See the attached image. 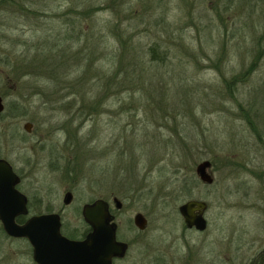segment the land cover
Masks as SVG:
<instances>
[{"label": "rangeland", "instance_id": "374dc122", "mask_svg": "<svg viewBox=\"0 0 264 264\" xmlns=\"http://www.w3.org/2000/svg\"><path fill=\"white\" fill-rule=\"evenodd\" d=\"M26 1L29 13L17 0L0 15V35L19 42L12 60L37 56L44 74L19 83L0 62V158L19 175L30 213L53 199L64 233L78 236L84 203L117 198V235L130 244L117 264H155L161 254L189 264L186 242L195 264H248L264 248V146L238 106L254 105L249 117L264 136V57L235 98L223 78L264 48V0ZM52 42L64 58L43 62ZM153 45L162 61L151 59ZM34 84L47 89L33 94ZM204 160L211 185L195 174ZM188 200L207 204L204 233L184 231L178 207ZM13 243L0 264H31L25 241Z\"/></svg>", "mask_w": 264, "mask_h": 264}, {"label": "water", "instance_id": "95a60500", "mask_svg": "<svg viewBox=\"0 0 264 264\" xmlns=\"http://www.w3.org/2000/svg\"><path fill=\"white\" fill-rule=\"evenodd\" d=\"M4 111L0 96V114ZM30 123L24 125L29 133ZM211 162L201 161L196 165L195 174L205 185L213 183L209 172ZM19 177L9 163L0 159V223L4 232L14 238H25L33 248V260L37 264H111V258L124 254L125 247L115 239V228L110 223L113 217L105 201L97 200L82 208V217L92 232L84 241H70L60 234L58 215H39L27 219L22 225L15 222L18 216L27 215L26 199L16 190ZM70 201V195L65 202ZM115 207L121 203L114 199ZM207 204L201 200H189L178 208V213L187 228L203 231L207 222L204 217ZM147 224L142 214L134 216V225L144 230Z\"/></svg>", "mask_w": 264, "mask_h": 264}, {"label": "trees", "instance_id": "16d2710c", "mask_svg": "<svg viewBox=\"0 0 264 264\" xmlns=\"http://www.w3.org/2000/svg\"><path fill=\"white\" fill-rule=\"evenodd\" d=\"M25 1L26 0H19V8L23 12L29 13V9H28V6L25 4ZM16 4L18 7L17 0H0V15L5 14V13L7 14L8 12H12L13 7ZM100 9L101 8H98V7L91 9L90 11L86 12L84 15H88V14L90 15L92 13H95L96 11H99ZM78 37H80L79 34H78ZM68 39H71V37L68 38V36H64L62 38V43L68 42ZM18 43L19 42H13L10 39H8L7 37L0 35V62H2V66L6 69H9L10 75L13 76V78H15L19 83L22 80H25L27 78H30V79L37 78L38 76H41L42 74H44V72L41 71V66L36 67L32 63V62H39L37 60V56H33L34 58L32 60L28 61L29 57L27 55H19L15 60H12V57L14 55V51H16L15 48H13V47H16L18 45ZM53 43L54 42L51 43L52 45H51L50 51L52 49L54 51H52V52L49 51L48 52V54H49L48 58L49 59H47L45 57V58H43V62H47V61L60 62V59L64 58L63 56L60 57L59 51L56 52V50H55L56 46H58V44H55V43L53 44ZM20 45H21V43H20ZM22 45L24 46V49H25V51H23V53L26 54L27 52H29V48H30L29 45L27 43H24ZM2 47H3V49H2ZM4 47H6V48H4ZM156 48H157L156 45H153L149 49L150 54H151V59L153 61H156V60L162 61L163 60L162 58L157 57L158 55L156 54L157 53ZM54 52L57 54L54 55L53 54ZM61 52H65V51L61 50ZM67 52H68V50H66V53ZM38 54L43 56V52H40ZM263 57H264V48H260V49L258 48L255 51L251 62H247V63L241 62V69L237 73H234L228 79L223 78L224 89H225L226 93L231 98H235L236 95L241 92L242 86L243 87L246 86L247 84H249L252 81V79H254L253 78L254 74H256V72L259 70L261 63H262L260 61ZM67 60L69 62H76V60H73L72 58H68ZM29 85H27V86H29ZM34 86L37 88V90L33 91V94H36V93L38 94L39 92L42 91L43 88L47 89V86H45V85H42V88H41V86H39L37 84H34ZM243 93H244V91H243ZM242 106H244V105L238 106L240 109V112L247 119L246 121L250 127V130L255 134V136L257 137L259 142L264 146L263 134L259 130L257 124L252 119H250V117H249L250 116L249 112H251V113L253 112L254 105L248 111L245 108H243ZM80 114L82 115V113H80ZM83 114L92 115L91 112L83 113ZM188 195H189V193L186 196H188ZM0 232L2 235H4V232L2 230H0Z\"/></svg>", "mask_w": 264, "mask_h": 264}, {"label": "flooded vegetation", "instance_id": "af4514ba", "mask_svg": "<svg viewBox=\"0 0 264 264\" xmlns=\"http://www.w3.org/2000/svg\"><path fill=\"white\" fill-rule=\"evenodd\" d=\"M0 159H4V158H0ZM4 160H6V159H4ZM7 161V160H6ZM8 162V161H7ZM9 163V162H8ZM9 165L11 166V168L13 169V171L15 172V170H14V168L12 167V165L9 163ZM16 173V172H15ZM16 175L19 177V175L16 173ZM19 183H20V177H19V182H18V184L16 185V190L21 194V195H23V197L26 199V208H27V211H28V213H27V215H25V216H18V217H16L15 218V222L18 224V225H22L27 219H29V218H31V217H33V216H39V215H58V217H59V221H60V234L63 236V237H65L66 239H68V240H70V241H77V242H81V241H84L86 238H87V235L89 234V233H91L92 232V228L87 224V223H85L84 222V220H83V217H82V208L85 206V205H91V204H93L95 201H97V200H102V201H105L106 203H107V205H108V212H109V214L113 217V220L110 222L112 225H113V227L115 228V239H116V241L118 242V243H122L123 245H124V247H125V251H124V254H122V255H120V256H115V257H112L111 258V264H117L118 262H120V261H124V260H126L127 259V254H128V251H129V249H130V244L128 243V242H125V241H122V240H120L119 238H118V235H117V229H118V226H117V224L115 223V216L112 214V212H111V202L114 204V206H115V203H114V199L115 198H112L111 199V201H110V199H103V198H97V199H94V200H92V201H89V202H87V203H84L82 206H81V220H82V223H83V226H84V228H83V230H82V232H81V234L80 235H78V236H76V234H69V233H64V231H63V223H62V213H61V210H62V208L60 207V210L58 209V211H55V209L56 208H58V207H56V206H58L59 205V203L58 204H56V202H54V200L53 199H50L48 202H47V206H46V212L45 213H33V214H31L30 213V209H29V206H30V201H29V197H27V195H25V194H23L17 187H18V185H19ZM67 195H70V201L68 202V203H66L65 202V200H66V196ZM40 199V201L42 200L41 198H39ZM117 199V198H116ZM118 200V199H117ZM72 201H73V192H72V190L70 189V188H67L65 191H64V194H63V198H62V205L64 206V207H67V206H69V205H71V203H72ZM189 201V200H188ZM187 202V201H186ZM38 204L40 203V202H37ZM42 203V202H41ZM121 203V202H120ZM185 203V202H184ZM183 204V203H182ZM181 204V205H182ZM116 208V207H115ZM120 208H121V206H120ZM120 208H116L117 210H119ZM179 208V207H178ZM136 214H141V213H136ZM135 214V215H136ZM134 215V216H135ZM143 215V214H142ZM143 217L146 219V217L143 215ZM147 221V220H146ZM182 221H183V219H182ZM206 222H207V220H206ZM132 223H133V226L138 230V231H143V230H139L135 225H134V217H133V219H132ZM147 225V224H146ZM183 225H184V231H187V232H189V233H204L206 230H207V228H208V223H207V225H206V228L203 230V231H197L196 229H194V228H187L186 227V225L184 224V221H183ZM146 227V226H145ZM0 230H2L3 232H4V230H3V228H2V225H1V223H0ZM18 240H24L25 241V243H26V254L29 256V258L31 259V264H37V263H35V261L33 260V248H32V246L30 245V243L28 242V240L27 239H25V238H14V237H10V236H8L5 232H4V235H0V252H1V250H4L3 249V245H4V243H7L11 248H13V246H14V243L13 242H17ZM186 245H187V247H188V250H189V257H188V260H187V262L189 263V264H195L194 262H193V256H194V254H193V250L191 249V247L189 246L190 244L188 243V242H186L185 243ZM175 262H176V260L175 259H172V261H170V260H167L166 259V257H164L162 254H161V256L159 257V258H156L155 259V264H175ZM137 264H139V263H137ZM184 264H187V263H184ZM207 264H214L213 262H208ZM248 264H264V248L263 249H261V250H259L258 252H256L255 254H254V256L251 258V260L249 261V263Z\"/></svg>", "mask_w": 264, "mask_h": 264}]
</instances>
